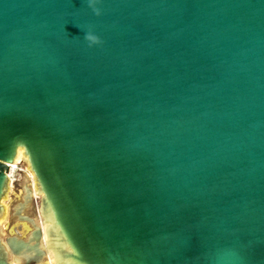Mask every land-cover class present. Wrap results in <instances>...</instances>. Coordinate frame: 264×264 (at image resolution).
<instances>
[{
  "label": "water",
  "instance_id": "obj_1",
  "mask_svg": "<svg viewBox=\"0 0 264 264\" xmlns=\"http://www.w3.org/2000/svg\"><path fill=\"white\" fill-rule=\"evenodd\" d=\"M0 264H264V0H0Z\"/></svg>",
  "mask_w": 264,
  "mask_h": 264
},
{
  "label": "rangeland",
  "instance_id": "obj_2",
  "mask_svg": "<svg viewBox=\"0 0 264 264\" xmlns=\"http://www.w3.org/2000/svg\"><path fill=\"white\" fill-rule=\"evenodd\" d=\"M17 163L12 167L11 173H10V179H11V187H10V193L8 195V198L4 201V204L7 205L8 208V219L5 222V225L2 227L3 232L11 233L13 235H17L19 237H25L27 234V231L21 223H13L11 226L10 224V213L12 210L13 204L17 201V199L20 196V192H22L21 186L25 181H28L31 186H33L34 182V176L29 171L26 161L23 160L21 156V152L18 155ZM39 198L35 197L34 202V209L36 210L38 206ZM36 213V212H35ZM36 217V214H34Z\"/></svg>",
  "mask_w": 264,
  "mask_h": 264
},
{
  "label": "bare ground",
  "instance_id": "obj_3",
  "mask_svg": "<svg viewBox=\"0 0 264 264\" xmlns=\"http://www.w3.org/2000/svg\"><path fill=\"white\" fill-rule=\"evenodd\" d=\"M20 152H21V156H22V158H23V151L19 150V151H18V154H17V157H16V160H15V164H16L17 161H18L17 158H18V155H19ZM23 160H24V158H23ZM15 164H14V165H15ZM14 165H13V166H14ZM13 166H12V167H13ZM3 204H4V202H3ZM5 207H6V209H7V216H6L5 220H4L3 222H1V228L3 227V225L5 224V222L7 221V219H8V214H9V212H8V208H7V205H5Z\"/></svg>",
  "mask_w": 264,
  "mask_h": 264
},
{
  "label": "clouds",
  "instance_id": "obj_4",
  "mask_svg": "<svg viewBox=\"0 0 264 264\" xmlns=\"http://www.w3.org/2000/svg\"><path fill=\"white\" fill-rule=\"evenodd\" d=\"M89 39L91 40V39H93L92 37H89Z\"/></svg>",
  "mask_w": 264,
  "mask_h": 264
},
{
  "label": "flooded vegetation",
  "instance_id": "obj_5",
  "mask_svg": "<svg viewBox=\"0 0 264 264\" xmlns=\"http://www.w3.org/2000/svg\"><path fill=\"white\" fill-rule=\"evenodd\" d=\"M10 178H11V177H10ZM4 225H5V224H4ZM4 225H3V226H4Z\"/></svg>",
  "mask_w": 264,
  "mask_h": 264
}]
</instances>
